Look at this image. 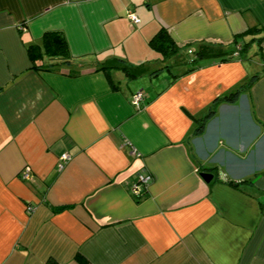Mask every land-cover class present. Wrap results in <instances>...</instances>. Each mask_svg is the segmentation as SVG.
<instances>
[{
    "label": "crops",
    "instance_id": "0c3cea01",
    "mask_svg": "<svg viewBox=\"0 0 264 264\" xmlns=\"http://www.w3.org/2000/svg\"><path fill=\"white\" fill-rule=\"evenodd\" d=\"M261 25L264 0H0V264H264V32L237 36ZM161 26L179 46L166 58ZM47 30L71 56L31 67ZM116 59L141 73L102 67Z\"/></svg>",
    "mask_w": 264,
    "mask_h": 264
},
{
    "label": "trees",
    "instance_id": "16d2710c",
    "mask_svg": "<svg viewBox=\"0 0 264 264\" xmlns=\"http://www.w3.org/2000/svg\"><path fill=\"white\" fill-rule=\"evenodd\" d=\"M262 31L264 32V25L257 26V27H249L244 32L238 34L237 36H241L246 33H253L254 35ZM260 41L262 38H258ZM150 45L155 48L156 50L160 51L163 58L173 56L177 51L179 50L178 44L174 41V39L170 36L168 30L166 27L161 26L149 39ZM246 44L244 43L241 50L244 49ZM236 49V46H232L231 48L224 49L222 46H217L213 44H203L198 47L196 50V54L193 60H197L199 58H214L219 57L221 59L229 58L234 55L233 51ZM260 50L264 54L263 50ZM27 52L29 55V59L31 62V67L34 68H40V67H48V63L45 62V58H57L58 60H69L71 54L69 49L68 41L65 37V35L59 31V30H47L45 31L41 36V41L30 43L27 46ZM112 66L120 67L124 70V72L128 76H133L141 73L142 69L140 65L133 66L130 65L122 59H116L114 64H104L102 67L107 68ZM192 66H194V63L190 65L187 69H190ZM258 74L255 73L244 80H242L236 87L231 90L230 92H227L221 96H218L215 100H213L209 106L208 111L198 117L196 119V125L194 127V132H199L203 128V125L205 124L206 119L215 111L216 105L221 100H234L235 97L244 89L248 88L255 76ZM233 184L237 185L241 182H251V179L247 178L241 181H233L231 180ZM64 207L58 206L57 208L60 209ZM81 260V258H79ZM52 264V261H51Z\"/></svg>",
    "mask_w": 264,
    "mask_h": 264
},
{
    "label": "built area",
    "instance_id": "2783aa9c",
    "mask_svg": "<svg viewBox=\"0 0 264 264\" xmlns=\"http://www.w3.org/2000/svg\"><path fill=\"white\" fill-rule=\"evenodd\" d=\"M128 16L133 20V21H138V17L136 16V14H134L133 12L129 11L128 12ZM261 49L264 52V37L261 40ZM241 48L240 45H236V49L234 50V54L239 53V49ZM142 98V93L141 91H137L132 95V99L131 101L135 104V105H139L140 100ZM69 154L66 152H63L60 154V159L61 161L58 163L59 167L63 166V162L66 161L69 158ZM25 177H28L29 175V167L27 166L22 173ZM152 179V176L150 173L146 172V171H140L136 174L135 179L133 181V183L131 184V191L133 194L137 195V196H141L148 188L149 183ZM33 208L32 205H28L27 206V210L31 211Z\"/></svg>",
    "mask_w": 264,
    "mask_h": 264
},
{
    "label": "rangeland",
    "instance_id": "374dc122",
    "mask_svg": "<svg viewBox=\"0 0 264 264\" xmlns=\"http://www.w3.org/2000/svg\"><path fill=\"white\" fill-rule=\"evenodd\" d=\"M254 45L255 46L257 45V41L254 42ZM163 60H165V63L170 64L171 71H177L179 68H181V65L179 63L175 62L174 64H171L170 63V59H168V60L167 59H163Z\"/></svg>",
    "mask_w": 264,
    "mask_h": 264
},
{
    "label": "water",
    "instance_id": "95a60500",
    "mask_svg": "<svg viewBox=\"0 0 264 264\" xmlns=\"http://www.w3.org/2000/svg\"><path fill=\"white\" fill-rule=\"evenodd\" d=\"M201 176L205 179V180H210L212 177H213V174L209 171H205V170H202L200 172Z\"/></svg>",
    "mask_w": 264,
    "mask_h": 264
}]
</instances>
